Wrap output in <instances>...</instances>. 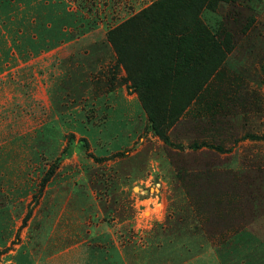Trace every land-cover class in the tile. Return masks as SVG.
Masks as SVG:
<instances>
[{"label": "rangeland", "instance_id": "rangeland-1", "mask_svg": "<svg viewBox=\"0 0 264 264\" xmlns=\"http://www.w3.org/2000/svg\"><path fill=\"white\" fill-rule=\"evenodd\" d=\"M199 1L0 0V264H264V0Z\"/></svg>", "mask_w": 264, "mask_h": 264}, {"label": "trees", "instance_id": "trees-1", "mask_svg": "<svg viewBox=\"0 0 264 264\" xmlns=\"http://www.w3.org/2000/svg\"><path fill=\"white\" fill-rule=\"evenodd\" d=\"M199 5H201V8L205 6L206 5L205 0L199 1ZM200 12H196L194 9L192 10V13H189V15L186 18L183 17L182 15L176 17L175 23H172L174 28L170 30L164 29L162 31H155L154 41L156 45H154V47H157L160 49H162V47L163 48L168 47L172 54L174 53V51H176L179 41L186 42L191 38H195L197 42H202L204 45L206 44L209 50L213 52L216 51L220 46V43L217 40V35H215L208 27L204 25V23L202 22L200 18ZM182 18L185 20L181 21L180 19ZM191 40L194 41V39H191ZM186 45H189V42ZM115 48H117L115 49L116 54H117L116 67L122 66L128 73L129 72L131 73V71L128 70L127 65L124 62L123 55L119 51V48L118 47H115ZM171 70L173 72H170L169 74L170 77L171 76L175 77V71L181 72V75L182 74L188 75L191 72V70L189 71L188 67L182 64L173 65V67L170 68V71ZM128 77H129V74H128Z\"/></svg>", "mask_w": 264, "mask_h": 264}, {"label": "crops", "instance_id": "crops-1", "mask_svg": "<svg viewBox=\"0 0 264 264\" xmlns=\"http://www.w3.org/2000/svg\"><path fill=\"white\" fill-rule=\"evenodd\" d=\"M168 61H170V59H168ZM169 65H174V63H170ZM173 67V66H172ZM167 69V71H166ZM163 68L162 70H160V73H166V74H170V72H173L172 70L170 71V67L168 66L167 68ZM101 250H103V248H100ZM91 261V260H90Z\"/></svg>", "mask_w": 264, "mask_h": 264}]
</instances>
